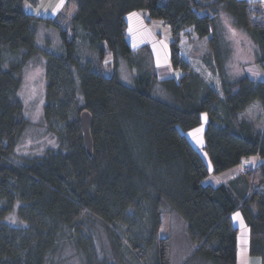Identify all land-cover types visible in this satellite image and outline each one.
<instances>
[{
  "label": "trees",
  "instance_id": "1",
  "mask_svg": "<svg viewBox=\"0 0 264 264\" xmlns=\"http://www.w3.org/2000/svg\"><path fill=\"white\" fill-rule=\"evenodd\" d=\"M37 1L0 0V264H46L69 232L86 264H172L171 239L158 237L169 210L185 220L194 249L188 264H236L234 211L247 225L249 255L264 264V161L216 187L202 183L249 156L264 160V114L260 127L246 117L254 103L264 110V78H228L217 21L225 11L248 34L264 73V1L72 0L76 9L66 23L27 12L26 3ZM145 9L170 25L169 61L179 77L159 78L148 48L142 58L133 55L127 15ZM42 21L58 30L55 52L38 46ZM189 27L206 41V53L179 40ZM41 52L43 121L55 142L44 154L20 155L27 125L21 70ZM120 59L134 73L130 84L119 79ZM159 83L170 100L155 94ZM85 111L92 118L91 154L80 122ZM203 112L212 171L187 135ZM90 217L106 227L117 260L94 251Z\"/></svg>",
  "mask_w": 264,
  "mask_h": 264
},
{
  "label": "rangeland",
  "instance_id": "2",
  "mask_svg": "<svg viewBox=\"0 0 264 264\" xmlns=\"http://www.w3.org/2000/svg\"><path fill=\"white\" fill-rule=\"evenodd\" d=\"M25 8L27 12L35 16L52 17L53 19H60L61 21L65 18L64 21L66 23L69 20L70 15L76 9V6L72 0H63L62 4L61 0H38L35 4L27 2ZM129 14L131 15H127L128 26L126 28V36L128 44L134 53L133 55L135 57L142 58L138 54H143L145 49L148 48L151 57L153 58V64L157 69V75L159 78L168 79L172 76L179 77L181 75V70H176L171 66H167L170 63L168 44L175 40L170 25L166 24L161 19L151 18L146 9L134 10V12ZM218 18L217 21L219 20L221 23V26L218 27V31L221 32V41L225 44L229 53L227 59L225 60L226 73L230 80H234L242 75H245L242 71V62H244L248 53L250 54L253 52L252 57H255L254 51L256 45L250 37H248L246 32L244 33L245 36H241L236 33L235 29H227L230 26V23L232 25V18L227 14V12L220 11ZM37 29L38 34L36 40L38 46L50 50L54 48L55 45L59 44L60 39H58V30L56 28L53 26H47L42 21L38 23ZM238 29L239 28H237V30ZM240 31L243 33L242 30ZM179 40L183 43L191 42L192 50L198 55H201L204 52L206 53L207 51L206 41L202 38L199 39L191 27H189V29L185 32H181ZM46 43L48 44V47H46ZM55 51H57V49L54 48V52ZM105 59V62H111V54L108 53L105 56ZM45 67L46 61L44 54L41 52L38 55L31 57L27 63L23 65L21 70V85L19 87L18 96L22 101V105H24L23 115L27 120V125L26 129L19 137L20 139L16 148L20 155H41L44 154L47 148L54 146L55 138L49 134L43 121V103L45 101L46 94ZM110 68V65L105 66L106 74H109ZM117 69L119 79H121L125 84L133 82L131 75H134V73L128 67L126 60L120 59ZM248 71L253 78L262 77L257 69L252 70L250 68ZM155 89L157 97L170 100V95H168V92L160 83L156 85ZM263 114L264 110H262L258 104L254 103L247 111L246 117H248L249 121L255 122L257 127H260L262 121H258V119H262L261 115ZM204 115H206V118L203 119ZM207 116L208 114L206 112L201 114L203 121L200 126L203 125L205 127L207 123ZM225 173L226 171L217 174L211 172L202 180V183L205 186L209 184L217 186L222 183H226L227 175ZM145 210L146 209H144V211ZM238 212L241 214V211ZM143 217H145V214ZM87 219L90 221L88 225L93 223V218L91 219L90 217ZM161 219L162 223L161 226H159L158 237H168L171 239L172 264H188L187 256L189 249L186 245L188 234L184 218L177 210H169L162 213ZM95 220L96 223H93L92 230H90L94 233L96 242V248H94V251L95 249L98 250L99 253H101V256H106L109 260H117L118 256L116 254L118 253L112 249L110 236L106 227L100 220L96 218ZM137 233L138 231H136V234ZM69 234L73 236V232H69ZM238 236L239 261L242 262L245 258H252L250 262H247V264H261L260 257H251L249 255L248 229L241 228L238 232ZM71 237H63V239L58 242L59 250L56 249L57 251L50 254L46 264H86L84 254L82 255L79 253L76 240ZM244 263H246V261H244ZM143 264L150 263L143 260Z\"/></svg>",
  "mask_w": 264,
  "mask_h": 264
},
{
  "label": "crops",
  "instance_id": "3",
  "mask_svg": "<svg viewBox=\"0 0 264 264\" xmlns=\"http://www.w3.org/2000/svg\"><path fill=\"white\" fill-rule=\"evenodd\" d=\"M248 1H251V0H248ZM255 1L263 2L264 0H255ZM218 25L221 26V23L219 22V20H218ZM227 29H229V30L235 29L237 34H239L241 36L242 35L245 36L244 35L245 31H243V33H242L240 31L241 29L237 30V27L234 25L233 21H232V25L230 23V26ZM244 38H246V37H244ZM252 55H253V52H251L250 54L248 53V56L245 58L244 62H242V65H243L242 71L244 72V74L245 73L249 74L248 69H250V68L252 70L253 69L254 70L257 69V71L262 76L261 78H264V73L262 71V68L259 65H257V63H255V57L254 56L252 57ZM167 66L169 67L170 63ZM204 118H206V115H204L203 119ZM203 119H202V121H203ZM203 128H204L203 125L198 127V128H194L192 131L188 132L187 135L189 137V140L192 141L193 146H195V148L202 153L203 158H204L205 162L207 163L209 171H212V166H211L210 162L208 161L207 155L203 151V148H204V145H205L204 144V140H203V136H202L203 135V131H204ZM263 161H264L263 159H261L260 157H258L256 155L255 156H249L247 159L242 160V162L240 164H238V166L230 168V169H227V171L225 173L227 175L226 176V181H228L229 179L237 176L238 174H242V173L248 171L249 169H254L255 167H257L259 165V163H261ZM211 186H213V185L211 184ZM214 187H216V186H214ZM237 213H239V212L238 211H234L230 215H231L232 224L238 229V232H239L241 228L242 229H244V228L246 229L247 225H245V221H244V218H243L242 214H239V216L236 217ZM186 245H187V248L189 249L188 256H190L194 249L191 246V242H190L189 238L187 239ZM237 247H238V249H237V257H238V252H239L238 241H237ZM188 256H187V258H188ZM251 259L252 258H249V259L245 258V260L240 262L239 261V257H238L236 264H247V262L248 261L250 262ZM244 261H246V263H244Z\"/></svg>",
  "mask_w": 264,
  "mask_h": 264
},
{
  "label": "water",
  "instance_id": "4",
  "mask_svg": "<svg viewBox=\"0 0 264 264\" xmlns=\"http://www.w3.org/2000/svg\"><path fill=\"white\" fill-rule=\"evenodd\" d=\"M91 119V114L88 111L83 112L80 119L83 128L84 144L89 154H91L93 148L92 137L90 135Z\"/></svg>",
  "mask_w": 264,
  "mask_h": 264
},
{
  "label": "snow or ice",
  "instance_id": "5",
  "mask_svg": "<svg viewBox=\"0 0 264 264\" xmlns=\"http://www.w3.org/2000/svg\"><path fill=\"white\" fill-rule=\"evenodd\" d=\"M62 2H63V0H61V4H62ZM29 7H30V5H29ZM239 216V213H237L236 214V217H238ZM235 218V217H234Z\"/></svg>",
  "mask_w": 264,
  "mask_h": 264
}]
</instances>
